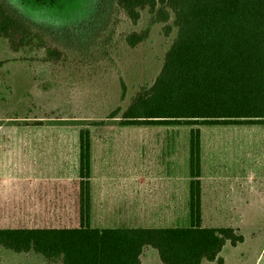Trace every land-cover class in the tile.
<instances>
[{
  "label": "rangeland",
  "instance_id": "374dc122",
  "mask_svg": "<svg viewBox=\"0 0 264 264\" xmlns=\"http://www.w3.org/2000/svg\"><path fill=\"white\" fill-rule=\"evenodd\" d=\"M5 1L48 34L61 57L44 61L40 51L39 60L26 64L0 41V227L80 225V132L85 130L90 131L94 174L110 166L121 170L120 177L134 166L151 167L153 161L181 166L183 218L149 225L189 226L190 134L199 128L201 225L232 226L244 235L243 243L225 245L223 264H264V123L140 126L111 117L118 107L128 106L141 84L153 82L175 32L167 37L162 24L154 25L148 38L133 47L125 37L146 30L147 11L134 25L113 0ZM63 177L71 202L60 218V210L48 200L53 187H42L43 193L51 189L46 198L38 183L50 179L60 190ZM0 264L61 262L2 249ZM143 264L163 263L157 250L149 247Z\"/></svg>",
  "mask_w": 264,
  "mask_h": 264
},
{
  "label": "trees",
  "instance_id": "16d2710c",
  "mask_svg": "<svg viewBox=\"0 0 264 264\" xmlns=\"http://www.w3.org/2000/svg\"><path fill=\"white\" fill-rule=\"evenodd\" d=\"M134 25L149 16L146 30L126 35L130 46L145 41L151 27L175 36L159 74L141 84L125 109L111 117L124 125H240L264 123V0H113ZM0 41L31 64L57 61L48 34L0 0ZM9 88V87H8ZM125 88V86H124ZM123 90V99L126 97ZM6 98V97H4ZM3 99V97H2ZM80 225L0 227V251L34 252L61 264H143L146 248L163 264H223L227 243L244 235L232 226H202L201 131L190 134L189 226L96 228L91 222L90 131L80 132Z\"/></svg>",
  "mask_w": 264,
  "mask_h": 264
},
{
  "label": "crops",
  "instance_id": "0c3cea01",
  "mask_svg": "<svg viewBox=\"0 0 264 264\" xmlns=\"http://www.w3.org/2000/svg\"><path fill=\"white\" fill-rule=\"evenodd\" d=\"M170 164L171 166H169L168 162L153 161L151 162V167H144L142 169L134 166L132 170L129 169L127 173L124 172L123 176L120 177L121 170L113 169L112 167L109 168L110 166L95 174L92 167L90 178L92 182L91 226L100 229L121 227H176L177 225H149L160 221L163 223H178L183 218L184 170L181 166L178 167L177 163L172 162ZM63 175L65 176V173ZM64 178L58 181L59 186H61L60 190L55 189L56 181L52 183L50 179L41 180L38 183L42 191L41 195L43 196L45 194L46 198L47 192L53 187L54 192L48 195V200L50 203H53L56 209L60 210L58 216L60 218L65 215L66 208H70L71 202L69 189L65 190L64 180L66 181V179ZM45 185H48L50 188L45 189V193H43L42 187ZM78 190L79 197L80 188ZM78 202L80 212V197L78 198ZM178 207L180 210L179 213ZM161 210H164L163 214ZM160 213L165 218L161 219ZM125 221H128L129 224L123 225ZM98 224L101 225L98 226Z\"/></svg>",
  "mask_w": 264,
  "mask_h": 264
}]
</instances>
